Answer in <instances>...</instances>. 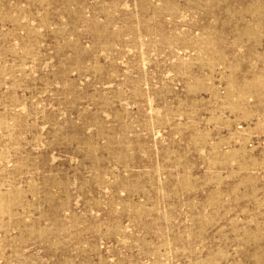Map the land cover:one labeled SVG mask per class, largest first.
Masks as SVG:
<instances>
[{
    "label": "rangeland",
    "instance_id": "rangeland-1",
    "mask_svg": "<svg viewBox=\"0 0 264 264\" xmlns=\"http://www.w3.org/2000/svg\"><path fill=\"white\" fill-rule=\"evenodd\" d=\"M0 264H264V0H0Z\"/></svg>",
    "mask_w": 264,
    "mask_h": 264
}]
</instances>
